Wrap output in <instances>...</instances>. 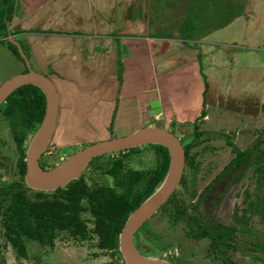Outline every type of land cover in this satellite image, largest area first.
<instances>
[{
	"label": "rangeland",
	"instance_id": "rangeland-1",
	"mask_svg": "<svg viewBox=\"0 0 264 264\" xmlns=\"http://www.w3.org/2000/svg\"><path fill=\"white\" fill-rule=\"evenodd\" d=\"M107 1L21 0L23 2L21 7H23L18 14L16 13L17 23H14L13 27L15 29L18 27L22 31L30 25L35 27L40 24L46 28L49 27L47 30L50 32L53 29L57 31L51 33L61 40L63 37L61 35H72L81 26L80 23L84 21L81 15L87 16L89 12L92 17V8L99 14L101 10L98 8H101V4L103 7L108 5ZM136 1L112 0L110 2L112 5L107 9V13H104L110 17L107 21L112 20V23L101 26L104 28L103 33L99 27H96L99 29L97 33L103 35L107 32L108 35L113 34L112 37L128 34L135 26L130 23L121 25L117 23V18L129 15L131 19L132 16L140 13H142L140 17L143 18L145 13L140 11L142 7L151 14L144 20V25L147 20L150 24L144 26L147 29H143V34L167 39L177 38L186 48H198L200 55L192 73L190 71L189 77L183 73H181L183 76L177 75L178 82L173 86L175 90L171 91V96H167L170 97L169 101L167 100L169 102L167 106L177 113L173 115L170 111L165 118L156 116L155 122H152L145 107L139 113V103L135 98L132 97L130 101H127L128 98L124 97L116 116V122L114 119L113 126L110 127L112 106L115 107L117 101L119 104L124 91L120 80L117 81L123 69L118 53L116 55L114 52L111 53L112 56L114 55L112 60V57L105 56L101 51L97 52L98 56L94 57L91 47L87 52L82 51L81 45H90L91 37L85 41L76 40L74 37L75 40L70 41L71 37L67 36L66 39L64 36L66 41L63 38L62 43H58L56 39L51 40V37H47L46 41H41L40 38L35 42L31 41V49L24 40L25 38L21 34H16L17 40L23 42L25 53L33 68L43 72L46 70L45 73L62 92L60 116L48 145L47 155L50 159L57 161L62 155L60 153L62 148L68 145L77 149L82 144L108 139L111 136L127 135L151 123L156 126H165L179 134L184 145L198 130L203 135L200 143L193 147L192 153L195 152V160L199 162V167L194 172L188 170L186 186L180 183L176 188V194L178 199L186 205L190 216L197 215L204 221L207 219L205 218L206 208L210 202L208 198L206 200L207 196L203 197V187L215 178L234 157L233 148L228 141L240 149H246L255 148V143L264 139V106L258 103L262 97L259 94L260 88L264 84V0ZM42 3L44 10L40 14L35 13L39 16L36 22H22L31 16V10L36 5ZM126 3L128 5L133 3V5L125 6ZM26 15H29L28 18ZM201 31L203 36H201ZM184 37H189V39H184ZM72 42H75L74 46ZM76 45H79L77 51L80 50V54L72 55V50L76 49ZM148 53L151 52L148 51ZM77 62L80 63V67ZM25 69L26 63L20 61L6 44L0 43V85ZM193 76L194 80H192ZM151 85L146 84L145 89ZM189 85L192 86L191 90L189 89L190 92L193 89L197 90V86L201 88L199 96H195L194 101H191L192 97L187 96L190 95L186 89ZM158 95L159 92L156 91L151 97ZM149 99L150 97L145 93L144 106ZM203 111H206V117L202 116ZM172 122L175 125H172ZM33 133L34 131L28 133V142ZM0 136L6 146L2 148L1 154L6 156L8 161L16 160L18 151L11 131L5 127ZM139 147V151L129 158L131 166L136 169L152 167L155 163L154 149L145 145ZM253 154L255 155L256 151ZM101 159L106 161L105 157ZM261 164L264 166V162ZM85 170H88V179H93V182L107 181L104 176L100 175L103 172L98 173L91 170L90 175L89 167ZM235 172L232 171L231 174L223 176V186H226L225 183L230 186L223 187L224 190L218 204L208 214L216 222L224 225L235 223V212L243 215L244 209L247 208L245 192L253 191L256 186L254 166H250L242 179L232 183ZM194 190L196 193L191 196L189 193ZM199 190L201 193L196 199ZM251 199L254 200L253 195ZM160 208L144 223L140 231L136 232L138 236L136 240L150 246L151 250L155 248L157 254L153 255L162 256L176 264H223L209 250L210 240L207 237L197 242L190 240L184 234L183 226L186 224L184 220L175 223L174 219H170L168 213L161 211ZM250 219L251 229L259 233L256 240L261 243L264 223L257 214H252ZM88 225L91 227V222H88ZM237 227H240L239 223ZM236 236H238V241L248 238L246 234ZM96 242L97 238L81 241L61 234L55 239L53 248L41 246L36 242L28 243V257L26 258L18 257L16 251L11 246H7L3 251L4 264H43L46 262L53 264H125L118 255L99 249ZM237 246L236 250L229 251L228 256L238 261V264H263V253L251 252L245 247Z\"/></svg>",
	"mask_w": 264,
	"mask_h": 264
},
{
	"label": "trees",
	"instance_id": "trees-1",
	"mask_svg": "<svg viewBox=\"0 0 264 264\" xmlns=\"http://www.w3.org/2000/svg\"><path fill=\"white\" fill-rule=\"evenodd\" d=\"M21 5V0H0V43L6 44L25 64L18 47L8 38V24H12L16 13L18 14L22 8ZM18 33L21 31H13V35ZM201 36H203L202 31ZM20 42L26 52L23 42ZM45 107L46 100L42 90L32 84L16 89L0 106V131L2 132L5 127L11 131L18 151L16 160L8 161V158L1 154L2 148L6 146L0 136L2 178L0 264H4L3 251L7 246H11L18 257L26 258L28 243L36 242L41 246L53 248L55 239L61 234L81 241L97 238L96 246L99 249L110 251L123 260L119 250V234L130 213L154 191L165 177L170 159L168 149L159 144L145 145L154 149L155 163L152 167L143 169H136L129 162L131 155L137 153L140 147L120 151L117 157L105 156L106 161H103L101 156L94 159L91 170L111 176L113 183L106 181L97 183V181L93 182V179L90 182L87 176L89 172L85 170L78 179L70 181L64 188L53 191L33 189L25 182L27 169L25 156L29 143L27 135L38 128L43 119ZM206 114V111L202 112L203 117ZM113 122L112 120L110 127L113 126ZM202 135V132L196 130L192 138L190 137L191 140L183 144L186 169L181 184L184 186L187 183L188 170L194 172L199 167V162L195 160L196 154L192 153V149L200 143ZM228 143L232 146L235 155L218 176H227L228 173L236 171L232 179L235 183L246 175L251 165L254 166L256 174L254 190L245 192L247 208L244 209L243 215L234 213L235 223L229 225L215 223L218 224L216 228L205 223L197 215L190 216L186 205L178 199L176 191L160 210L167 212L175 223L184 220L186 223L183 226L184 234L190 240L197 242L204 237L210 238L209 250L223 264H238V261L228 256L231 249H237V245L251 252L259 251L264 254V233L263 240L259 243L256 240L259 233L251 229L250 222V216L257 214L264 223V166L261 164L264 162V139L258 140L255 148L240 149L230 141ZM254 151H256L255 155ZM195 193L194 190L189 194L194 196ZM252 195L254 200L251 199ZM88 222H91V227ZM238 234H246L248 238L238 241L236 236ZM136 246L144 254H157L155 248L151 250Z\"/></svg>",
	"mask_w": 264,
	"mask_h": 264
},
{
	"label": "water",
	"instance_id": "water-1",
	"mask_svg": "<svg viewBox=\"0 0 264 264\" xmlns=\"http://www.w3.org/2000/svg\"><path fill=\"white\" fill-rule=\"evenodd\" d=\"M8 36L9 40L18 47L26 63L27 71L11 77L0 85V106L16 89L27 84L39 87L46 100L43 119L26 150V184L36 190L53 191L64 188L70 181L78 179L88 163L96 157L148 144H159L166 147L170 159L165 177L126 219L119 234V250L125 264H176L162 256L142 253L135 244V235L138 229L170 198L182 180L186 166V154L180 135L162 126H143L124 136L88 144L56 166L49 169L42 168L41 155L48 147L58 121V91L49 76L32 67L21 42L12 35L11 31L8 32ZM150 106L149 114L154 122L156 120L154 115L163 116L161 102L159 99L152 100ZM1 182L0 173V188Z\"/></svg>",
	"mask_w": 264,
	"mask_h": 264
},
{
	"label": "crops",
	"instance_id": "crops-1",
	"mask_svg": "<svg viewBox=\"0 0 264 264\" xmlns=\"http://www.w3.org/2000/svg\"><path fill=\"white\" fill-rule=\"evenodd\" d=\"M111 1L112 0H108L107 1L108 5H106L105 7H103V5L101 4V8H98L101 11L100 12L97 11L99 12V14L94 12L93 11L94 9L92 8L91 10L92 17H90L89 12L87 13V16L81 15L82 20L84 19V21L80 23L81 26L79 28L81 29L78 28L76 32H74L72 35L69 34L70 36L61 35V37L63 36L61 40L57 39L55 35H52L57 31L53 29L51 32L54 33H51L49 30H47L49 27L46 28L44 26H41L40 24L35 27L33 26L31 27L30 25V27H25V29H22V31L18 27H17L18 29L17 28L15 29L14 27L13 30L21 31V33L18 34H21L25 38L24 40L26 41L28 46H30V48L32 46L31 41L35 42L36 39H40V38L42 39L41 41H46L47 37H51V40L56 39L58 43H62L64 36H66V39L67 36L71 37L70 41L75 40L74 37L76 38V40H84V41L86 39L89 40V37H91L90 45H86V44L81 45L80 49L82 51L85 50V52H87L89 50L88 48L91 47V53H93L94 57L98 56L99 53L97 52L101 51L105 54V56L107 55V57L109 58L112 57V60L114 58V55L112 56L111 53L114 52L115 55L116 53H118V55H120V58L122 60L123 69H122V73H120V77L117 75L119 78L117 79L115 76V79H117V81L120 80L124 91L122 93L123 96L121 97L122 99L120 100L119 104L117 101L115 103V107L112 106L113 110L112 109L111 110H112L113 121L115 119L116 122L117 119L116 116L119 112V107H121L123 103L122 100H124V97L128 98L127 101H130L132 97L135 98L136 102L139 103L138 106L139 113L142 109L144 110L145 107L148 116H150L149 114V110L151 109L150 102L152 100L159 99L161 102V109L163 114L164 115L170 114L171 111V114L175 115L177 112L174 109H171L169 106H167L170 98V97L168 98L167 96H171L172 93L171 91L175 90L173 89V86L175 85V83L178 82L176 80L177 75H182L181 73L185 75L192 73V70L194 69L200 55L199 49L194 47L186 48L180 43V39L177 38L167 39L166 37H156L153 35H146L145 33L143 34V29L145 28L144 26H148V24H150L149 23L150 21L147 20V23L144 25V20L148 16L150 17L151 14L147 12V10L146 11L145 9L143 10L142 7L140 11H144L145 13V17L143 18H141L142 13H140L139 15L136 14L135 16H132L131 17L132 20L129 18V15L120 16L119 18L116 17L118 20H121L119 22L117 20V23H120L121 25H128V23H130L132 26H135L137 29L133 27L131 29L132 30L131 32H129L128 34L127 33L120 34L121 36L116 35L115 37H112L113 34L108 35L107 32H106L107 34L106 33L103 34L104 36L101 35V33L104 32V28H102L101 26L104 24L110 25V23H112V20L107 21L110 19V17L104 14L107 13V9H109V6L112 5L110 3ZM135 1L136 0H134V2ZM136 4L138 5V3ZM127 5L128 3L125 4V6ZM130 5H133V3ZM130 5L128 6L130 7ZM43 8H44L43 3L38 4V6L36 5V7L31 10V16L28 18L29 15L28 16L26 15L28 19L27 20L24 19L22 22H26V23H31V21L36 22L37 21L36 19L39 16L35 15V13L36 12H37L36 14L42 13V10H44ZM83 14H85V12ZM121 17L123 18V20ZM15 19L16 17H14V22H12L13 25L14 23H17ZM96 27H99L102 30L101 33H97V30L99 29H97ZM64 41H66L65 38ZM72 44L74 46L75 42H72ZM79 45H76V49L72 50V55L74 54L76 55L77 53L80 54V50L78 49L79 51H77ZM148 51L151 53H148ZM79 54L77 55V57L79 56ZM161 57L163 58L160 59ZM77 63H78V67H80L79 65L80 63L79 62ZM189 76L190 75H188V77ZM192 80H194V76ZM146 84H152V85L149 88L145 89ZM191 88L192 86L190 85L188 88L186 87V89L189 91L190 94L187 96L192 97L191 101H194L195 99L194 97L199 96V91L201 90V88L197 86V90L193 89L192 92H190ZM155 89L157 92H159V95L151 97L153 92H156ZM145 93L146 96L150 97V99L148 100V103L144 106L145 102L143 100V97ZM259 94L262 97L260 98V101L258 103L261 106H264V84L260 88ZM183 96L185 97V95ZM253 98H254V94H253ZM111 105L112 103L110 102V106ZM238 129H242V127H238Z\"/></svg>",
	"mask_w": 264,
	"mask_h": 264
},
{
	"label": "flooded vegetation",
	"instance_id": "flooded-vegetation-1",
	"mask_svg": "<svg viewBox=\"0 0 264 264\" xmlns=\"http://www.w3.org/2000/svg\"><path fill=\"white\" fill-rule=\"evenodd\" d=\"M13 24H8V32L9 31H11V33H12V35H13ZM13 36H15V38H16V35H13ZM8 38H9V36H8ZM17 39V38H16ZM33 67V66H32ZM36 71H38V72H42V73H44V74H46L45 72H43V71H39V70H37V69H35ZM27 71V66H26V69L23 71V72H26ZM47 75V74H46ZM48 76V75H47ZM52 76V75H51ZM51 78V77H50ZM53 81V80H52ZM54 82V81H53ZM55 84V86H56V88H57V91H58V95H59V115H58V119H59V116H60V97L62 96V92L60 91V89H59V86L58 85H56V83H54ZM6 102V101H5ZM5 102H3L2 104H4ZM149 117H151V116H149ZM162 118H165V115L163 114V116H161ZM155 122V121H154ZM57 124H58V121H57ZM111 124V123H110ZM172 125L174 124V122H172L171 123ZM40 125V124H39ZM149 125H153L152 123L151 124H149ZM175 125V124H174ZM148 126V125H147ZM39 127V126H38ZM56 127H57V125H56ZM163 127H165V126H163ZM38 129V128H37ZM36 129V130H37ZM169 129V128H168ZM36 130L34 131V133H33V135L35 134V132H36ZM170 130V129H169ZM172 131V130H171ZM175 133V132H174ZM33 135H32V137H33ZM54 135V134H53ZM177 135H179V134H177ZM112 137H114V136H111V137H109V138H112ZM181 137V136H180ZM108 138V139H109ZM31 140V139H30ZM97 141H99V140H97ZM181 141H182V138H181ZM30 142V141H29ZM94 142H96V141H94ZM94 142H90V143H87V144H82V145H80V146H78V148L76 149V147H74V146H71V145H68L67 147H65V148H62V150H61V152L60 153H62V155L61 156H59V159L57 160V161H55V160H52V159H50V157L47 155V148H46V150L42 153V155H41V159H40V163H41V166H42V168H44V169H49V168H52V167H54V166H56L57 164H59V163H61L65 158H67L68 156H70L71 154H73L74 152H76V151H78L79 149H81V148H83L84 146H86V145H88V144H91V143H94ZM29 144V143H28ZM28 146V145H27ZM120 151H118V152H114V153H110V154H106V155H103V156H101L102 158L103 157H105V156H108L109 158L111 157V158H113V157H117L119 154ZM100 157V156H99ZM96 158H98V157H96ZM96 158H94V159H96ZM94 159H92V160H94ZM92 160L88 163V165L86 166V168L87 167H89V171H90V175H91V163H92ZM85 168V169H86ZM84 169V170H85ZM185 169H186V166H185ZM84 170H83V172H84ZM83 172H82V174H83ZM184 173H185V170H184ZM221 173V172H220ZM219 173V174H220ZM81 174V175H82ZM218 174V175H219ZM101 176H104L105 178H106V182H109V183H113V179H112V177L111 176H109V175H104V174H100ZM184 175V174H183ZM216 176L215 178H213V179H211L209 182H207L206 184H205V186L203 187V197H205V196H207L206 197V200H207V198H208V201L210 202V204L208 205V208H206L207 209V214H205L206 216H205V218H207L206 220H204V222L205 223H207V224H209V225H213V227H216L217 225L215 224V223H218V222H216L214 219H213V217H211V216H208V214L210 213V211L213 209V207L215 206V205H217L218 204V200L220 199V197H221V194L223 193V190H224V188L223 187H225V188H228V186H230V184L229 185H227L226 183H225V185L227 186H223V176H221V177H219V176ZM183 178V177H182ZM90 182H91V180H90ZM181 183V182H180ZM233 183V182H232ZM66 187V186H65ZM177 188V187H176ZM175 191H176V189H175ZM174 191V192H175ZM173 192V193H174ZM201 193V190H199L198 191V194L196 195V199H198V197H199V194ZM206 193V194H205ZM196 209V208H195ZM191 210V209H190ZM142 226H144V224L142 225ZM142 226L138 229L139 231H140V229L142 228ZM218 227V226H217ZM216 227V228H217ZM138 232V231H137ZM136 238H138V236L137 235H135V244L136 245H139V246H141V247H143V248H149V249H151L150 247H148V246H146L145 244H143L142 242H140V240L138 241V240H136ZM208 238V237H207ZM209 240H210V238H208Z\"/></svg>",
	"mask_w": 264,
	"mask_h": 264
},
{
	"label": "clouds",
	"instance_id": "clouds-1",
	"mask_svg": "<svg viewBox=\"0 0 264 264\" xmlns=\"http://www.w3.org/2000/svg\"><path fill=\"white\" fill-rule=\"evenodd\" d=\"M14 37H15V36H14ZM162 113H163V112H162ZM158 115L161 117V115H160V114H156V115H154V116H155V118H156V116H158Z\"/></svg>",
	"mask_w": 264,
	"mask_h": 264
}]
</instances>
